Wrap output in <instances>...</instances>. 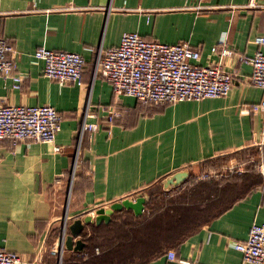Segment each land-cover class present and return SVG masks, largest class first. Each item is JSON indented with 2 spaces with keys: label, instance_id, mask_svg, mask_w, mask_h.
Wrapping results in <instances>:
<instances>
[{
  "label": "crops",
  "instance_id": "crops-1",
  "mask_svg": "<svg viewBox=\"0 0 264 264\" xmlns=\"http://www.w3.org/2000/svg\"><path fill=\"white\" fill-rule=\"evenodd\" d=\"M250 1L1 0L4 11L14 6L23 10L0 15V35L17 49L23 83L14 87L0 73V102L51 104L63 118L54 142L0 139V247L20 252L21 264H76L78 252L66 250L59 262L51 251L58 245L65 210L70 221L87 212L96 215L98 207L147 191L175 171L197 173L213 157L254 143L256 133L264 130V111L242 110L260 102L264 91L249 82L252 66L245 60L224 61L225 69L237 68L240 75L227 96L159 105L116 95L105 79L93 77L99 49L118 45L127 31L166 43L188 40L200 49L201 64L217 60L212 47L222 39L243 54L264 51V44L255 41L264 35V0H254L255 6ZM44 46L79 52L86 62L83 84L43 75L44 63L34 52ZM88 102L96 113L91 119L96 131L92 137L86 132L71 174ZM112 106L121 114L109 123ZM115 213L136 215L132 209L115 210L111 220ZM253 221H264L263 186L215 212L169 248L180 258L205 264H255L244 262L233 246L234 240L248 237ZM102 223L108 222L83 228L81 236L91 253L108 246ZM169 248L132 264H177L167 259Z\"/></svg>",
  "mask_w": 264,
  "mask_h": 264
},
{
  "label": "built area",
  "instance_id": "built-area-1",
  "mask_svg": "<svg viewBox=\"0 0 264 264\" xmlns=\"http://www.w3.org/2000/svg\"><path fill=\"white\" fill-rule=\"evenodd\" d=\"M249 4L256 5L254 0ZM22 11L18 6H14L10 11H4L1 9L0 0V15ZM255 41L264 44V35L256 37ZM212 53L217 55V60L201 64L200 49L193 47L188 40L166 43L143 38L137 31H127L122 35L118 45L99 49L94 61L93 77L100 76L105 79L112 85L116 95H132L143 104L159 105L176 103L179 100L224 97L228 95L236 79L240 78L237 68L228 70L224 68V61L229 57L250 63L252 71L248 77L249 82L264 91L263 50H257L252 55L243 54L222 39L212 47ZM16 54L17 49L13 41L0 35V73L3 77L12 79L14 87H20L23 75L18 70ZM34 57L42 60L43 75L48 78L56 79L60 83L71 81L83 84L82 75L86 62L79 52L55 50L44 46L35 50ZM90 106L88 102L83 110L71 174L78 163L83 137L86 132L92 137L96 131L97 123L91 121L96 113L90 110ZM111 111L107 117L109 123L121 114L114 106ZM242 111L244 113L264 111V96L258 103L246 104ZM62 118L63 113L58 112L51 104L10 105L0 102V139H9L14 144L29 139L45 143L54 142L61 130ZM253 141L260 146L264 145L263 129L256 133ZM56 149L59 147L56 146ZM199 176L201 179H209L212 175L210 172L201 171ZM136 193H131V197L135 198ZM251 224L248 237L234 240L233 246L241 252L244 262L264 264V221L260 223L253 221ZM58 248L57 245L51 251L59 256ZM167 259L177 264H205L197 258L178 257L174 248L168 249ZM21 263L20 252L0 247V264Z\"/></svg>",
  "mask_w": 264,
  "mask_h": 264
},
{
  "label": "rangeland",
  "instance_id": "rangeland-1",
  "mask_svg": "<svg viewBox=\"0 0 264 264\" xmlns=\"http://www.w3.org/2000/svg\"><path fill=\"white\" fill-rule=\"evenodd\" d=\"M201 171L210 172L211 178L201 179L199 176ZM196 174L201 179L197 184H188L180 189L178 187L170 190L160 189L154 193L152 205L148 206L145 214L140 218L126 214L118 215V224L123 223L122 221L136 223L137 219L140 221L141 219H148L154 214L165 213L168 201L171 200L172 203L181 201L187 194L193 196L192 191L196 192L194 194L195 199H193L197 205L193 207L194 210L198 209V207L205 210V212L199 211L196 216L194 215L193 220L195 221L199 217L197 224L198 222H205L209 218L207 216L215 213V211L231 202L235 197L247 192V189L264 186V145L260 146L251 143L246 145V147L230 151V153L215 156L213 159L206 161ZM228 184L231 187L229 189L224 188ZM187 188H190V192H188ZM143 192L147 193V191ZM131 249L126 250L123 254V259H119L120 262L118 263L132 264V262L142 259L147 254L144 251V246L139 243Z\"/></svg>",
  "mask_w": 264,
  "mask_h": 264
},
{
  "label": "trees",
  "instance_id": "trees-1",
  "mask_svg": "<svg viewBox=\"0 0 264 264\" xmlns=\"http://www.w3.org/2000/svg\"><path fill=\"white\" fill-rule=\"evenodd\" d=\"M85 136L88 137V134H85ZM76 142L77 139H75V146ZM82 144L83 141L81 142V148L83 147ZM200 180L201 179L199 178L198 174L190 172L189 177L178 187V189L188 184L195 185ZM229 187H231L230 184H228L224 188L229 189ZM160 189L162 190L161 183L147 189V193L150 194V198L148 202L145 203L146 208L152 205L151 203L153 201V196H155L154 193L159 191ZM250 189L252 188L247 189V191H249ZM182 190L179 192L180 194ZM187 190L188 192H190V188H187ZM192 193L193 196L187 194L181 201H174L173 203L171 202V200L168 201L169 203H166L167 208L165 213L154 214L151 217H148V219H141L140 221L139 219H137L136 223L132 221H122L123 223L118 224L117 213H115L113 220L108 223L101 224V226L103 227L102 233L106 236L108 240L106 241L108 245L107 248L100 251L99 254L91 253V251L89 252V246H87L85 243L86 246L84 247V249L81 252H78L80 256L73 262H75L76 264H89L88 261L91 258L92 260H96L94 264H120L118 263L120 262L119 259H123V254L126 252V250H132L131 248L136 246L138 243L144 246V251H146L147 253L142 258H148L150 255H153L158 251L164 250L165 247L169 248L175 246L176 244H178L177 242L182 238L183 235H185L190 230L196 228L198 224H200L199 222L198 224L196 223L199 217L197 218V220H193L194 215L196 216L199 211L205 212V210H202L199 207L198 209L194 210L193 207L197 205L196 201L194 200V194L196 192L192 191ZM242 195L243 194H241L240 196ZM240 196L235 197L231 200V202L227 203L223 207H220L217 211L226 209L228 206L231 205L232 201L239 198ZM118 211L131 210L123 208ZM143 214H145V212L140 215L133 214V216L135 218H140ZM214 214L215 213L210 214L211 216L209 215L207 216V218H211ZM84 241L86 242V240ZM111 243L113 246H110Z\"/></svg>",
  "mask_w": 264,
  "mask_h": 264
},
{
  "label": "water",
  "instance_id": "water-1",
  "mask_svg": "<svg viewBox=\"0 0 264 264\" xmlns=\"http://www.w3.org/2000/svg\"><path fill=\"white\" fill-rule=\"evenodd\" d=\"M189 169L182 168L175 171L167 176L161 181L163 190H170L172 188L179 187L186 179L189 177ZM136 197L133 198H123L114 203L103 205L98 207L93 215L92 212H87L84 216L72 218L70 221V216L65 210V216L62 220V232L59 236L58 246H59V257L61 262V257L64 251L73 250L75 252H81L85 245V241L82 238V231L85 224L88 223H100L102 221L109 222L111 220L112 214L115 210H120L126 208L135 211L137 215L144 212L145 203L148 202L150 194L139 191L136 193Z\"/></svg>",
  "mask_w": 264,
  "mask_h": 264
}]
</instances>
